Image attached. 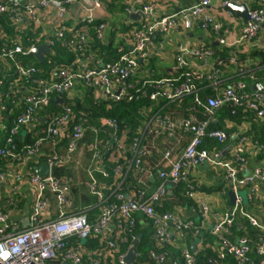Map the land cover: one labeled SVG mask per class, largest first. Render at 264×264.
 Returning a JSON list of instances; mask_svg holds the SVG:
<instances>
[{
	"label": "built area",
	"instance_id": "2783aa9c",
	"mask_svg": "<svg viewBox=\"0 0 264 264\" xmlns=\"http://www.w3.org/2000/svg\"><path fill=\"white\" fill-rule=\"evenodd\" d=\"M83 1L86 3V13L79 22L81 25L76 27L74 25L72 28L64 27L61 21L51 16V12L56 11L55 16L56 14L63 16L67 13V8L76 4L78 0H0V15H8L11 24L18 29H23L26 24L32 25L34 28H41V36L45 37L44 43L51 50L50 56L55 42V40L47 39V33L51 26H53L56 40L65 42L74 52L82 51L80 44L88 41L86 27L95 26V23L100 21L95 27L96 38L100 41L105 39V17L108 12L106 6L108 0ZM162 1L135 0L137 8L127 6L123 15L127 18L131 15H138L139 20L129 22V29L122 35L126 47L118 48L119 57L115 62L105 63L95 60L94 56L90 54L86 60L77 58L70 66H60L51 71L49 80L36 82L38 81L34 78L37 73L36 68L32 64L24 66L19 63L18 58L29 56L31 48L23 49L18 37L13 41L5 39V43H0V66L4 64L9 69H13L12 75L15 80L12 87L21 85L22 79L27 80L29 85H38L37 89L23 87L21 101L23 109L6 132L4 144L0 148V157L12 159L17 163V167L24 162L25 158L36 157L43 142L49 141L55 147L59 140H67L63 155L53 152L47 159L46 163L50 170L48 176L44 178L37 176L34 173V168H28L26 171L25 176L36 188L27 226L18 230L8 222V212H0V264H55L58 253L62 251L64 254L62 260L57 262L58 264L63 262L65 264L67 262L82 264V255L77 253L73 247L69 249L68 242L74 238L84 241L92 236H100L105 242L104 249L106 250L97 255L102 259L92 260L86 264H103L102 261L106 260L124 264L125 255L114 256L117 248L115 243L110 240L112 235L109 230L113 226L115 228L114 236L125 242L124 233L130 232L137 214H142L153 221L155 225L154 239L158 244L172 242L171 236H173V240L181 248L180 239L183 231L193 230L194 235L199 237L200 228L203 227L202 222L201 226L197 227L192 221L182 219L176 213L159 214L155 211V207L162 206L169 190L167 186L169 182L174 186L184 181L189 171L203 164L218 167L224 171L226 185L235 197L232 207L222 212L215 219L213 225L205 228L210 235L218 239V244L215 247L220 250L219 259H223L227 254L231 256L235 264H256L248 257L250 241L246 238L231 240L229 237L232 225L236 217H239L247 220L254 228L262 232V236L258 239L260 244L256 247V253L262 258L258 264H264V225L247 212L239 195V190H247L248 203L253 197H256L257 187H264V171L261 168H256L252 174L244 175L241 165L225 159V148L213 153L201 148L205 139L216 140L220 144L226 140L227 135L224 132L207 131L213 121L215 111L224 105L245 107L255 113L256 119L264 121V85L254 83L251 92H244L245 85L240 82L220 89L221 79L218 70L214 71V65L220 66L221 62L212 60L211 50L204 44L194 47L186 42L177 44L172 52L176 73L179 72L177 77L141 78L142 84L137 88L128 82L132 77L137 76L139 62L150 58L152 54L158 58H164L165 52L154 50L152 47L154 40L159 36L180 31L190 32L195 25L200 26L204 33L227 34V28L214 20L208 13L212 3L219 4L226 12L228 19H232L233 15L227 10L229 4H243L247 8L248 20L241 26L239 38L233 43H228L225 38L219 37L218 45L230 48L234 44L252 42L260 29L264 27V0H196L192 6L177 8L165 14L161 9ZM97 12H100L101 15L97 16ZM0 39H3L2 35ZM194 61L204 65L196 63L194 65ZM208 61L209 63H207ZM230 62L235 63V59L231 58ZM204 69L210 70L207 80H209L215 96L205 101L198 96L194 97V104L197 109L201 110L203 118L198 119L196 115H192L186 119L181 117L172 119L167 115H151L150 112H147L145 115L147 122L141 138L134 139L129 146L133 153L132 163L137 171L136 175H141L142 172L148 171V150L156 149L162 142L160 160L158 161L159 170L157 171L159 184L153 192L148 194L144 188L131 194L114 192V200L109 202L110 196H104L98 190V185L91 175L94 170L90 169V193L98 198L100 203L98 215L94 221H89L82 210L68 211L71 205L69 186L60 183L52 175V170L66 166L75 153L77 145L83 142L86 132L91 131L97 134L98 131L95 128L80 123L73 126L71 132L68 131L67 125L71 111L69 108H65L63 115L48 126L45 137L37 140L33 146L25 147L21 151L17 149L14 138L22 128L26 132H31L36 128L38 114L47 108L50 97L54 95L56 97L60 95L71 97L77 84H81L83 88H91L96 97L103 101L148 99L153 103L175 102L197 91V80L204 74ZM131 91L136 95H132ZM5 111L3 95L0 92V115ZM100 127L101 130L110 132L109 146L105 147V151L111 157H115L114 160L118 162V159L125 155V149L124 138L122 134H119L117 121L101 119ZM185 135H188L187 139ZM143 137L146 140V146L141 144L144 140ZM166 143L169 147H165ZM88 149L93 151L94 159L100 158L101 149L97 140ZM237 160L243 163L242 159ZM114 171L119 174L121 167L117 166ZM16 173L13 174L11 180H8L7 176L10 173L0 172V183L8 182L13 196L17 190L14 183L22 180L21 175ZM195 192V187L190 186L188 197L195 199L193 197ZM48 196L53 197L56 203V217H52L50 213ZM9 202L10 205H13L12 198ZM200 209L203 218L207 213L208 205L203 203ZM182 250L183 259L172 264H195L194 253H189L185 248ZM150 258L156 264H165L162 254L152 252Z\"/></svg>",
	"mask_w": 264,
	"mask_h": 264
},
{
	"label": "trees",
	"instance_id": "16d2710c",
	"mask_svg": "<svg viewBox=\"0 0 264 264\" xmlns=\"http://www.w3.org/2000/svg\"><path fill=\"white\" fill-rule=\"evenodd\" d=\"M107 8L111 16H122L127 5L123 4V0H108ZM106 21V20H105ZM103 22V21H101ZM100 23V21L95 23V26H89L85 28L87 32L88 41L82 46V51H73L71 47L67 46L65 42H60L55 40L52 47V55L44 60V63L39 64L31 55L25 57H19L18 61L22 65L32 64L36 70V76L34 77L36 82L49 80L50 72L55 70L60 66H70L77 58L80 60H86L90 57V54L94 56L95 60H101L105 63H113L119 57L118 48L120 46L126 47L123 41H116L113 37L107 42H102L96 38L95 27ZM200 30V26L198 27ZM21 30V32H20ZM0 43H5L7 41H13L16 37L19 38V43L22 45L23 49H29L37 45L44 43V38L41 36V29L34 28L32 25L26 24L23 29H18L11 24V21L6 14L0 15ZM208 47V45H207ZM211 50L212 60H218L221 62L220 66L214 65V71L218 70L221 83L219 85L220 89H224L235 83H243L245 85L244 92H251L252 85L254 83H260L264 85V82L259 81L257 78L259 72L257 70H251L250 66H245L244 61L246 56L237 55L233 52L232 48L226 47H213L209 46ZM252 57L259 56L263 57L262 52H255L250 55ZM234 58L235 63H231L230 59ZM154 60L148 58L145 61L139 62L137 76L132 77L128 82L134 87H139L142 84V79H151L149 72L156 71ZM264 61L259 63L258 66L263 65ZM228 65H233L238 67L237 74L238 78L235 80H230L223 83V73ZM194 70V69H193ZM204 69L202 77L197 80V91L190 96H186L181 100L175 102H150L148 99H132L131 101L121 100L119 102L103 101L96 97L94 90L89 87H84L81 96L67 97L65 95H60L59 97L51 96L50 102L44 111L38 114L37 126L31 132H26L23 128L19 131L18 135L14 138L15 144L18 151L23 150L25 147L33 146L34 143L45 137L46 130L51 122L60 118L65 108H69L70 119L67 125L68 131L71 132L73 126L83 123L86 126L95 128L101 137L102 131L100 127L101 119H111L117 121L119 127V134L123 135L124 138V149L125 155L118 159V162L102 163L104 171L108 174L107 187L109 189L104 194V196H110L109 202H112L113 193L121 192L123 194L136 193L139 190L140 185L137 183L139 175H136V170L132 163L133 153L129 149V146L133 143L134 139H140L144 130V126L147 122L145 115L150 112L151 115L159 116H169L170 118H189L192 115H196L198 119H202L201 110L197 109L194 104V97L198 96L201 100L205 101L210 97L215 96V92L210 87L209 76L210 70ZM248 70L249 73L245 71ZM192 71V70H190ZM179 72H175V77ZM13 69H9L7 65L4 67L0 66V92L3 95V105L6 107V111L0 115V125L3 126L0 130V148L4 144V137L6 132L12 125V121L17 118L23 109L22 97H23V87H31L32 89H37V84L27 83V80L22 79V84H18L17 87H12L15 80L13 77ZM142 78V79H141ZM162 78V77H156ZM132 95H136L133 91L130 92ZM227 123L231 124L232 127H228ZM243 123H249V129L244 133L245 137H250V140L261 146L262 154H264V121L256 119L255 113L253 111L247 110L245 107H236L231 104L222 106L220 109L215 111L213 121L210 123L207 131H221L227 135L224 143H218L216 140L205 139L201 145L202 149L208 152H219L222 149H226L225 156L228 154V139L230 135L236 130V125ZM91 131H87L84 143H91L95 139L96 135ZM186 137L188 135H185ZM185 137V138H186ZM141 144L146 146V140L143 137ZM49 144L50 142L46 141ZM67 144L66 139H61L56 143L57 149L63 147ZM84 144V145H87ZM160 145V143H159ZM165 147H169L168 143ZM164 147V148H165ZM261 156V155H259ZM148 157L152 164H156L160 157L157 152H151L148 150ZM239 158V157H238ZM236 163H239L237 160ZM17 163L12 159L6 157H0V172H7L9 169H13ZM117 166L121 167L119 174L115 173V168ZM158 168L153 167V177L157 172ZM57 176V173L54 174ZM99 176L100 174L97 173ZM141 176V175H140ZM185 180L172 186L171 195H166L161 207H155V211L159 214L161 213H175L177 206L180 203L190 204L195 207V202L188 197L187 193L189 191L188 186L185 185ZM159 181L151 184L146 181V186H148L149 194L153 192L158 186ZM118 185H120L118 187ZM195 190L198 189V187ZM92 198V197H91ZM92 205L85 210L87 219L89 221H94L95 217L98 215V202L93 197L91 201ZM90 203V204H91ZM200 211V210H199ZM256 211L261 217L262 224H264V200L253 197L247 206V212L252 215V212ZM201 214V213H200ZM190 221V219L188 220ZM134 225L131 227L130 232H125L126 241L122 242L117 239L114 231L109 232L112 235L111 241L115 243L117 252L114 256L125 255L133 244L134 240L140 236L135 245L136 260L134 264H156L153 259L150 258V253L162 254L164 255L165 264H172L175 261H181L183 259V250L177 245L173 240L172 242H163L158 244L154 239L155 225L153 221L144 217L142 219L136 218ZM194 226L200 227L201 220L199 222L192 221ZM262 236V232L254 228L247 220L236 217L234 224L231 228L230 239L235 238H246L250 241L251 247L248 257L251 261L258 264L262 261L261 256L256 253V247L259 246L258 239ZM180 245H184L185 249L190 253V245L192 243L196 244V252L194 253L195 264H235L234 260L229 255H225L223 259H219L220 250L216 248L218 244V239L205 228H200V236L194 235L193 230H186L182 233V238L180 239ZM105 242L100 236H92L84 241H79L77 239H70L68 242L69 249L82 247L86 250L89 255L82 256V264L89 263L92 260L102 259V257L97 256L104 249ZM108 250V249H107ZM64 251L58 253V259L62 258ZM61 260L57 261L60 262ZM113 261V260H112ZM103 264H117L115 261L113 263L110 260L102 261ZM58 264V263H57Z\"/></svg>",
	"mask_w": 264,
	"mask_h": 264
},
{
	"label": "crops",
	"instance_id": "0c3cea01",
	"mask_svg": "<svg viewBox=\"0 0 264 264\" xmlns=\"http://www.w3.org/2000/svg\"><path fill=\"white\" fill-rule=\"evenodd\" d=\"M196 0H163L161 9L164 10V14L174 11L177 8H183L187 6H192L195 4ZM245 1V0H241ZM107 4V2H106ZM123 4L130 6L132 8H137L138 5L135 3V0H123ZM85 5L83 0H78V2L71 7L67 8V13L63 16H55V12H51V16L62 22V25L67 28H72L78 25L81 21V18L85 15ZM107 6V5H106ZM108 11V9H107ZM208 13L216 20L217 22L223 24L228 33L221 35H216L212 32L204 33L202 30L195 25L194 29L190 32L180 31L179 33L168 34L166 36H159L154 40L153 49L154 50H162L166 52L165 49H169L167 54L170 56L164 55V58H158L153 54L150 56L151 59H160L163 63L162 65H158L156 71H150L148 75L150 78L156 77H170L174 76L176 72V66L172 59V52L174 51L177 44L180 42L189 43L190 46L198 47L200 44H204L208 47L211 45L213 47H223L218 45L219 37L225 38L228 43H233L239 38L241 26L244 24V21L239 19L234 13L232 15V19H228L226 16V12L220 7L217 3H212L210 8L208 9ZM103 14V13H102ZM97 16H100L101 13L97 12ZM106 28L104 30V40L102 42H107L109 38H114L116 41H123V34L129 29V22H136L139 20H131L127 18L125 15L122 16H111L109 11L106 13ZM123 23V31L118 34V30H116L119 24ZM24 25V22H23ZM47 27V26H45ZM41 29V28H38ZM116 30V31H115ZM48 40H56L55 32L53 30V26H51L47 33ZM45 38V37H44ZM88 38V36H87ZM45 44V43H43ZM227 48V47H226ZM230 48L233 49V52L237 55H244L246 59L244 61L245 66H250L251 70H257L259 72L258 79L259 81L264 82V63L261 66H258L259 63L264 61V56L261 58L259 56L252 57L250 55L255 52H262L264 54V27H262L257 35V37L250 43H242V44H234ZM92 55V53H91ZM49 57V56H48ZM193 62L194 65H204L203 63ZM209 63V61L207 62ZM4 67V64L2 65ZM205 68V67H204ZM238 67L233 65H228L223 73V83H226L230 80H235L238 78L237 74ZM249 73L248 70L245 71ZM83 91V87L81 84H77L75 89L73 90L71 97L81 96ZM228 127H232L231 124L227 123ZM3 126L0 125V130ZM249 123H243L240 125H236V130L230 135L228 139V154L225 156V159L236 163L237 159H242L243 163L239 162V164L243 168V174H252L256 168H261L264 171V154H262L261 146H258L256 143L250 140V137H245L244 133L249 129ZM101 137L99 134L96 135L95 139L91 141V143H79L77 145L75 153L71 156L70 162L62 167L56 168L52 170V175L60 182L67 184L69 186L71 205L68 208L69 212L75 210H82L89 208L92 205L91 201L94 197L98 202V198L93 196L90 193V184L91 178L89 175L90 169L94 170L91 174L94 180L98 185V190L103 193V195L107 192L109 187H107V179L108 174L104 171V163H113L116 162L115 157H111L106 151L105 147L109 146V135L110 132L108 130L102 131ZM187 139V137H186ZM99 143V148L101 149V156L99 159L93 158V151L89 150V146L95 141ZM87 144V145H84ZM162 142L156 149H149L151 152H157L160 157V152L162 150ZM66 145L57 149V147L53 146L50 143L43 142L40 152L36 157H27L24 159V162L17 167H13V169L7 170L10 174L7 176L8 180H11L13 174H20L22 180L19 182H15V186H17L16 194L13 197V205H10V198H12V191L9 183H0V212L7 213L8 212V222L13 224L18 230L24 229L28 224L29 215L31 213V207L33 198L36 194L35 186L29 182L26 175V171L28 168H34V170L44 162L53 154V152L58 153L59 155H63L65 152ZM261 155V156H259ZM239 157V158H238ZM96 160V161H93ZM160 160V159H159ZM147 165L148 171L142 172L141 176L137 179V183L140 187L146 189L148 191V186H146V181H149L151 184L157 181V172L153 177V167H157L159 170V162L156 164H152L149 157H147ZM103 163V164H102ZM157 170V171H158ZM14 172V173H13ZM57 173V176L54 174ZM100 175L96 177V174ZM185 185L188 186H196L198 189L196 190L192 199L195 202V207L190 204L180 203L177 206L175 213L178 214L182 219L199 222V218L203 224L204 228H209L213 225L215 219L221 215L222 212L232 207V203L229 201L228 194L231 193L228 186L226 185V181L224 178V171L221 168L213 167L207 164L200 165L195 169H192L187 173ZM256 197L258 199L264 200V187L259 186L256 189ZM170 193V194H169ZM167 195H171V189L168 190ZM92 197V198H91ZM49 204H50V213L52 217H56V203L53 197L48 196ZM91 203V204H90ZM208 205L207 213L204 217H201V205ZM248 205H245L247 209ZM83 210V211H85ZM200 210V211H199ZM201 213V214H200ZM252 216L255 217L262 223L261 217L259 213L256 211L252 212ZM97 217V216H96ZM95 217V218H96ZM136 218L142 219L144 216L142 214H137ZM264 225V224H263ZM113 226L110 228L109 232L114 231ZM111 234V233H110ZM75 251L82 256L88 255V251L82 247L74 248ZM62 260L57 259V261ZM62 264H65L64 262ZM66 264H69L67 262Z\"/></svg>",
	"mask_w": 264,
	"mask_h": 264
},
{
	"label": "water",
	"instance_id": "95a60500",
	"mask_svg": "<svg viewBox=\"0 0 264 264\" xmlns=\"http://www.w3.org/2000/svg\"><path fill=\"white\" fill-rule=\"evenodd\" d=\"M227 10L234 13L239 19H241L242 21L246 22L248 20V16H247V8L245 5L241 4V5H236V4H229L227 6ZM129 19L131 20H136L138 19V15H131L129 17ZM51 54V50H50V47L47 45V44H40V45H37L35 47H32L31 48V51H30V55L39 63V64H42L44 63V60H45V57H48L50 56ZM49 166L46 162L42 163L40 165V167L36 168L34 170V173L41 177V178H44L46 176H48L49 174ZM168 188L171 189L172 188V183H168L167 184ZM170 194V193H169ZM228 197H229V201L230 203L233 204L234 202V194L233 193H229L228 194ZM140 238L137 237L136 240H134L133 244L130 246V248L128 249L127 253L125 254L124 256V264H132L134 263V261L136 260V251H135V245L137 244V241L138 239ZM171 241H173V236H171ZM181 248L184 249L185 246L184 245H181ZM190 251L192 253H195L196 252V244L195 243H192L190 245Z\"/></svg>",
	"mask_w": 264,
	"mask_h": 264
},
{
	"label": "rangeland",
	"instance_id": "374dc122",
	"mask_svg": "<svg viewBox=\"0 0 264 264\" xmlns=\"http://www.w3.org/2000/svg\"><path fill=\"white\" fill-rule=\"evenodd\" d=\"M123 27H124V24L123 23H121V24H119L118 26H117V28H116V30L117 29H123ZM118 30V34L119 33H121V30ZM115 30V31H116ZM123 31V30H122ZM171 48H169V49H165V54H166V56H170L169 54H167V52H168V50H170ZM162 61L160 60V59H158V58H156L155 60H154V65L156 66V68L158 67V65H162ZM239 195H240V197L242 198V200H243V203H244V205H248V199H247V190H239ZM14 197V196H13ZM13 197H12V199H13Z\"/></svg>",
	"mask_w": 264,
	"mask_h": 264
}]
</instances>
